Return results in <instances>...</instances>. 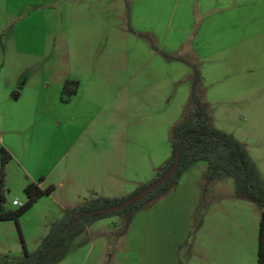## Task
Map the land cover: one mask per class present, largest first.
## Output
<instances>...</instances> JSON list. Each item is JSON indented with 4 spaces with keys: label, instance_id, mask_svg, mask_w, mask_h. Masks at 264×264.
I'll list each match as a JSON object with an SVG mask.
<instances>
[{
    "label": "rangeland",
    "instance_id": "374dc122",
    "mask_svg": "<svg viewBox=\"0 0 264 264\" xmlns=\"http://www.w3.org/2000/svg\"><path fill=\"white\" fill-rule=\"evenodd\" d=\"M199 4L198 0H0V38L4 34L30 38L32 53L36 54V43L44 36L35 27L56 23L57 12L63 8L71 17L75 7L91 9V21L96 25L94 38L99 44L97 56L120 53L125 59L129 53L146 57L138 80L142 84L143 104L128 101L122 90L100 94L102 112L97 115L98 121L111 119L113 135H123V126L127 124L131 135L135 120H153L156 154L168 152L169 158L167 102L171 99L169 103H172L179 95H173V86L163 90L164 83L160 81L165 78L164 69L156 71V59H148L142 45L134 42L124 27L126 15L130 8L133 24L152 28L161 36L172 32L180 14L181 25L187 12L194 10L195 16ZM211 6L224 12L225 43H239L222 52L217 63L211 60L204 63L207 75L202 77L201 94L209 104L212 125L232 134L244 145L264 189V0H213ZM19 21L27 26H18L16 30ZM28 23L33 24L31 29ZM61 38L56 31L46 32L44 38L43 70L50 76L69 69L60 48ZM127 46V51L120 50ZM120 60L114 58L111 68L117 69L116 66L125 63ZM112 73L115 78L111 85L116 89L121 76L116 70ZM196 166H203L204 173L205 162L199 161ZM202 176L190 218L186 193L180 194L176 201L156 205V228L153 223H139L137 227L134 223L126 241L122 240L125 229L117 215L100 218L86 226L87 234L83 230L78 233L54 264H255L258 209L234 193L229 176L220 173L209 182ZM1 180L3 210H14L18 206H13L11 199L23 204V189L16 183L8 185ZM58 190L54 192L56 195ZM89 194L81 196L76 205ZM140 209L133 213H140ZM61 212L60 206L43 195L16 221L0 219V259L12 263L31 254L46 235L48 225Z\"/></svg>",
    "mask_w": 264,
    "mask_h": 264
},
{
    "label": "crops",
    "instance_id": "0c3cea01",
    "mask_svg": "<svg viewBox=\"0 0 264 264\" xmlns=\"http://www.w3.org/2000/svg\"><path fill=\"white\" fill-rule=\"evenodd\" d=\"M198 2L195 16L194 10L187 12L181 25L183 17L180 14L179 23L172 32L161 36L152 28L133 24L134 14L132 16L130 8L126 15L124 27L134 42L142 45L148 59H156V71L164 69L165 78L160 81L164 83L163 90L173 86V95H179L172 103H169L171 99L167 102L165 116L169 127L180 120L186 109L187 101L184 102L186 95L188 99L191 74L187 62L196 64L204 78L207 75L204 63L209 60L217 63L222 52L239 43H225L224 12L211 6L213 0ZM73 10L74 17L63 8L57 12L56 23L35 27L44 36L36 43V54L32 53L30 38H16L11 34L0 38V149L9 155L0 168L1 178L6 184L16 183L22 189L29 182L40 188L51 185L54 191L48 196L60 210L76 205L81 196L91 192L106 197L124 196L139 184L148 182L168 159V152L156 154L153 120L146 121L140 116L142 120L133 122L131 135L127 124L123 126V135H113L111 119L98 121L97 115L102 112L100 94L122 90L128 101L143 104L142 84L138 80L146 57L129 53L125 54V59L120 53L97 56L99 44L94 38L96 25L91 21V9L78 6ZM23 25L27 23L19 21L15 29ZM28 26L31 29L33 24L28 23ZM48 31L61 35L60 48L69 62V69L54 76L43 70L44 38ZM138 33L149 35L156 49L153 50ZM127 49L128 46L120 50ZM159 51L174 58L161 57ZM114 58L116 61L123 58L120 61L125 60V63L116 66L117 69L111 68ZM99 67L101 69L97 70ZM113 70L121 76L116 89L111 85L115 78ZM66 82H75V86L67 99H62V87ZM67 88L71 90V84ZM201 98L205 101L203 93ZM161 102L162 99L158 103ZM205 103L212 123L209 104ZM198 162L181 174L174 189L149 201L138 211L140 213H132L123 241L134 223L135 227L139 223H153L156 228V205L176 201L182 193L188 198L190 218L199 197L198 183L204 170L203 166H196ZM57 188L59 194L56 195ZM87 228L83 230L86 234Z\"/></svg>",
    "mask_w": 264,
    "mask_h": 264
},
{
    "label": "trees",
    "instance_id": "16d2710c",
    "mask_svg": "<svg viewBox=\"0 0 264 264\" xmlns=\"http://www.w3.org/2000/svg\"><path fill=\"white\" fill-rule=\"evenodd\" d=\"M138 35L144 37L153 50L156 49L149 35L143 33H138ZM159 53L167 59L174 58L163 51H159ZM187 65L191 74L186 109L180 120L169 127V158L164 165L156 169L154 176L148 182L139 184L132 192L124 196L106 197L91 192L79 204L62 210L60 217L48 225L46 235L31 254H25L21 261L12 263L0 259V264H54L62 258L69 243L78 233L90 223L106 216L117 215L122 220V227L125 229L130 216L135 210L144 207L149 201L174 189L180 180L181 174L191 164L198 161L206 164L202 176L205 182H209L220 173L229 176L234 193L238 197L252 202L258 209L255 264H264V189L254 163L241 142L232 134L212 125L208 107L201 98L202 75L196 64L187 62ZM69 84L72 86L71 90L67 88ZM74 86L75 82L64 83L61 93L62 99H67L73 92ZM176 150H178L177 165L172 174L161 184L139 199L123 205L119 209L103 212L105 208L122 203L148 183L156 180L170 166ZM8 158V153L1 148L0 168ZM1 185L0 175V219H13L15 221L37 198L48 195L53 190L51 185L40 188L36 183L29 182L23 188L25 202L14 210H3Z\"/></svg>",
    "mask_w": 264,
    "mask_h": 264
},
{
    "label": "water",
    "instance_id": "95a60500",
    "mask_svg": "<svg viewBox=\"0 0 264 264\" xmlns=\"http://www.w3.org/2000/svg\"><path fill=\"white\" fill-rule=\"evenodd\" d=\"M178 162V150L175 151L174 154V159L172 161V163L170 164V166L154 181L148 183L144 188H142L141 190L137 191L135 194H133L131 197L127 198L126 200H124L122 203L117 204V205H112L109 206L107 208H105L103 210V212H109V211H113L116 209H119L121 206L126 205L136 199H139L140 197L144 196L145 194H147L148 192H150L152 189H154L155 187H157L159 184H161L167 177H169L172 172L174 171L176 165Z\"/></svg>",
    "mask_w": 264,
    "mask_h": 264
},
{
    "label": "built area",
    "instance_id": "2783aa9c",
    "mask_svg": "<svg viewBox=\"0 0 264 264\" xmlns=\"http://www.w3.org/2000/svg\"><path fill=\"white\" fill-rule=\"evenodd\" d=\"M11 203L13 204V205H18L19 203L17 202V200H15V199H13L12 201H11Z\"/></svg>",
    "mask_w": 264,
    "mask_h": 264
}]
</instances>
